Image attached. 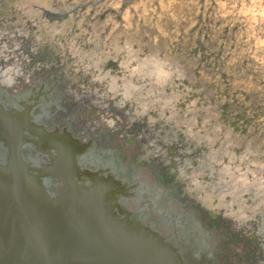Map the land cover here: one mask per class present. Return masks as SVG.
<instances>
[{"label":"flooded vegetation","instance_id":"obj_1","mask_svg":"<svg viewBox=\"0 0 264 264\" xmlns=\"http://www.w3.org/2000/svg\"><path fill=\"white\" fill-rule=\"evenodd\" d=\"M234 11L0 0L5 81L46 87L42 119L101 151L128 208L188 264H264V30L250 37Z\"/></svg>","mask_w":264,"mask_h":264},{"label":"water","instance_id":"obj_2","mask_svg":"<svg viewBox=\"0 0 264 264\" xmlns=\"http://www.w3.org/2000/svg\"><path fill=\"white\" fill-rule=\"evenodd\" d=\"M3 70L0 65V91L9 98L19 99L36 90L13 91ZM41 128L32 132V141L23 152L36 158L49 177L30 173L0 180V264H188L180 250L167 242L150 220L146 221L148 214L143 208H128L121 195L122 184L113 175L109 180L120 189L114 203L89 209L81 204L73 211L71 186L57 174V152L36 144L41 134L57 132H64L74 144L83 146L85 142L66 129L60 131L59 123L42 119ZM79 166L89 175H104L84 161H79ZM42 190L50 199L52 214H25L24 204L35 202ZM70 233L80 240L69 244ZM45 247L53 249L51 258L34 253Z\"/></svg>","mask_w":264,"mask_h":264},{"label":"rangeland","instance_id":"obj_3","mask_svg":"<svg viewBox=\"0 0 264 264\" xmlns=\"http://www.w3.org/2000/svg\"><path fill=\"white\" fill-rule=\"evenodd\" d=\"M226 3L228 6L225 8ZM219 4L223 12L227 14H231V10L235 7V11L232 12L234 19L236 22L246 21L250 37L255 35L254 32H257L258 26L260 30L262 28L264 30V0H219ZM259 50L264 51V42L260 43ZM9 62L10 59L0 37V65L5 68ZM50 99L47 88L42 85L35 91L17 99L16 103L8 105L9 110H5L7 113L0 112V145L8 147L5 149L6 156L8 155L7 162L11 144L9 139L14 136L18 139L17 143H19L25 160V164L21 166L22 171L27 175L30 173H35L39 177L50 175L44 170L42 164L35 160L36 158L27 157L22 151L32 141V132L41 131L42 117L50 113L49 105L46 104L50 102ZM0 104L4 105L1 98ZM38 144L48 151L57 152V174L71 186L70 206L73 211L81 204H84L87 209L97 204L110 205L120 197L119 187L109 180L113 177L112 170L101 162L100 158L103 154L101 151L99 154L94 152L92 143L85 142L83 146L74 144L64 132H57L50 135L41 134L36 146ZM79 161L95 165L104 175L87 174L80 168ZM7 162L0 166H6ZM8 176L11 175L8 173ZM46 201L50 202V199L46 198Z\"/></svg>","mask_w":264,"mask_h":264},{"label":"bare ground","instance_id":"obj_4","mask_svg":"<svg viewBox=\"0 0 264 264\" xmlns=\"http://www.w3.org/2000/svg\"><path fill=\"white\" fill-rule=\"evenodd\" d=\"M10 66V62L6 65L5 68ZM0 98L3 102L7 105H11L17 102V99L9 98L3 91H0ZM0 112H4L0 108ZM10 144V153L9 158L6 166H0V180H6L10 177L27 175V173L22 171V165L25 164V160L22 156V152L20 150V146L18 139L14 136H11L9 139ZM6 154L4 148L0 145V161H5ZM8 173L11 176H8ZM72 208V206H71ZM24 211L25 214H52V204L51 202L46 201L45 191L42 190L41 194L39 195L38 199L33 203H25L24 204ZM79 236L70 233V241L69 244L74 241H78ZM34 253H41L45 258H51L53 254V249L51 247L41 248L40 250L34 251Z\"/></svg>","mask_w":264,"mask_h":264}]
</instances>
